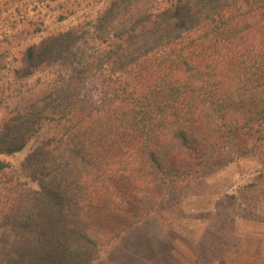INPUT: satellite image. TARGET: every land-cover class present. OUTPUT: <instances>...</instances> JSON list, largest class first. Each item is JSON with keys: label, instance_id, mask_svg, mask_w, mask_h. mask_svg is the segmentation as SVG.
<instances>
[{"label": "trees", "instance_id": "obj_1", "mask_svg": "<svg viewBox=\"0 0 264 264\" xmlns=\"http://www.w3.org/2000/svg\"><path fill=\"white\" fill-rule=\"evenodd\" d=\"M100 2L60 14L77 24L24 46L19 67L0 49V154L42 135L20 176L0 163V264H97L146 219L179 218L175 195L264 154V0ZM20 24L23 42L48 31ZM226 199L198 264L239 252L236 220L264 223V170Z\"/></svg>", "mask_w": 264, "mask_h": 264}, {"label": "rangeland", "instance_id": "obj_2", "mask_svg": "<svg viewBox=\"0 0 264 264\" xmlns=\"http://www.w3.org/2000/svg\"><path fill=\"white\" fill-rule=\"evenodd\" d=\"M27 0H0V49H10L11 67L21 65V49L26 45L38 44L50 33L65 31L77 24V18L65 22H58V16L65 12L74 10L78 16H82L102 6L100 0L95 2L82 0H35L32 4H26ZM68 3H75L72 7ZM29 14L33 16H45L47 19L48 31L43 35L28 38L23 42L24 31L20 24L22 16ZM23 38V39H22ZM54 70V69H53ZM47 69L32 77L23 86L24 91L40 87L48 80L53 73ZM18 95V93H14ZM27 96L29 94H26ZM42 135L34 138L24 151L14 156L0 154V163L9 164L20 176L21 165L26 157L40 144ZM264 170V154L260 157L238 158L227 167L210 175L205 182H198L192 188L179 195H175L178 204L181 205L179 218L168 219L162 222L155 217H150L136 228L126 232L106 253L101 256L97 264H179L178 257L187 256L185 251L180 253L174 245L176 242L184 243L186 249H191L195 256V264H198V245L202 241L204 233L210 227V216L218 211V202L225 200L226 206H219L221 209H231L228 206L226 196L240 195V191L251 185L258 179L259 173ZM22 180L30 186L28 179ZM260 212L264 214V199L260 200ZM236 206V205H235ZM240 212V209L238 210ZM254 222L244 219L236 220L235 233L239 252L242 248V240L237 235L240 222ZM200 233L196 241H188L184 233ZM184 236L183 237L181 236ZM204 240V238H203ZM231 253V254H237ZM190 254V252H189ZM229 254V255H231ZM228 257V256H227ZM225 263V262H224Z\"/></svg>", "mask_w": 264, "mask_h": 264}, {"label": "crops", "instance_id": "obj_3", "mask_svg": "<svg viewBox=\"0 0 264 264\" xmlns=\"http://www.w3.org/2000/svg\"><path fill=\"white\" fill-rule=\"evenodd\" d=\"M264 207H262L263 210ZM237 235L242 240L241 251L237 254L228 255L224 264H264V223L262 222H240ZM188 241H196L200 233H184ZM184 239V236L181 235ZM176 249L187 256L180 255L179 264H195V256L191 249H186L184 243L176 242ZM190 252V254H189Z\"/></svg>", "mask_w": 264, "mask_h": 264}]
</instances>
